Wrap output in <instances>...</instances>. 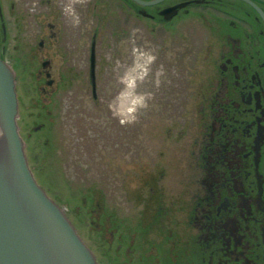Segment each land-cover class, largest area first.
<instances>
[{
    "label": "flooded vegetation",
    "instance_id": "1",
    "mask_svg": "<svg viewBox=\"0 0 264 264\" xmlns=\"http://www.w3.org/2000/svg\"><path fill=\"white\" fill-rule=\"evenodd\" d=\"M86 1L80 15L79 0H0V56L38 184L99 264H264V0H121L137 24L118 30L95 26ZM145 20L178 34L180 73L149 68L128 105L112 36L137 50Z\"/></svg>",
    "mask_w": 264,
    "mask_h": 264
},
{
    "label": "water",
    "instance_id": "2",
    "mask_svg": "<svg viewBox=\"0 0 264 264\" xmlns=\"http://www.w3.org/2000/svg\"><path fill=\"white\" fill-rule=\"evenodd\" d=\"M133 1L147 6L161 0ZM177 6L164 9L165 18L173 16ZM17 108L15 71L0 56V264H99L34 178L18 131Z\"/></svg>",
    "mask_w": 264,
    "mask_h": 264
},
{
    "label": "rangeland",
    "instance_id": "3",
    "mask_svg": "<svg viewBox=\"0 0 264 264\" xmlns=\"http://www.w3.org/2000/svg\"><path fill=\"white\" fill-rule=\"evenodd\" d=\"M125 9H129L126 5L124 7V4L121 0H97L95 3V7L92 10L94 13V25L95 26H112L118 28L120 26H127V27H132L135 28L137 22H135V18L131 14H127L126 17H124V13L122 14V11ZM87 10H91V4L89 7H87V1L84 3L79 2V12L80 15H83L87 13ZM143 26H144V37L143 41L137 42V50H135L132 47H127V45H123L120 43V38L113 35L112 37V68L113 72L117 70V74L120 75L121 77L124 78V85L125 88L124 90H128L129 93V98H128V105L131 104V102L140 101L141 99V94L137 91L138 89V81L137 77L141 74H147L151 73V71L148 69L152 68L153 70L155 69V74L159 75V80L161 81L164 77L162 76L165 74L166 79L167 74L171 73H180L177 70V66L172 63L174 62L175 57H177L180 53L181 50H179V45H180V40H178V34L174 35L169 31L163 32V30L160 28V32L152 33V28L153 26L152 22L149 21H143ZM81 26H87L88 25V15L87 17H81L79 18V25ZM91 25V24H90ZM155 35V36H154ZM156 37V38H155ZM115 41V43H114ZM137 53L138 55H135ZM133 55V57H132ZM159 55L158 58L159 61V68L157 66H154L155 62V56ZM129 57H132L133 59L129 62L131 64L124 65L123 62H121V59H127ZM145 60L144 65L140 64L141 62ZM126 67V68H125ZM19 70L21 71L22 66L18 65ZM184 67H180L179 70H183ZM174 71V72H173ZM125 73V74H124ZM156 77V78H157ZM113 79H116L115 77ZM152 79V78H151ZM25 78L22 75L21 72H18L17 76V88L19 91H23L25 88H28L29 86L32 85V82L30 79H28V84L24 85L27 83V81H24ZM116 84V81L113 80V85ZM123 85V86H124ZM24 88V89H23ZM26 90V89H25ZM20 93V92H19ZM133 93V94H132ZM22 96V94H21ZM144 97L150 98L151 95L144 94ZM119 96L113 94L112 95V105H118L119 104ZM86 116L92 115V113L86 112ZM161 116V115H160ZM81 128L82 125H80ZM39 162L34 164V171L36 176V180L39 182L40 185H44V180H43V173L40 171L41 169L39 168ZM53 170H47V181H54L55 184L57 183V172L54 173L52 172ZM53 174V177L51 178V175ZM56 175V177L54 176ZM53 179V180H52ZM70 187V186H69ZM71 188V187H70ZM48 194L53 197L54 199H57L59 194L55 192L54 189H48Z\"/></svg>",
    "mask_w": 264,
    "mask_h": 264
},
{
    "label": "clouds",
    "instance_id": "4",
    "mask_svg": "<svg viewBox=\"0 0 264 264\" xmlns=\"http://www.w3.org/2000/svg\"><path fill=\"white\" fill-rule=\"evenodd\" d=\"M79 2L84 3V2H86V0H79ZM78 23H79L78 19L74 20V25L78 24Z\"/></svg>",
    "mask_w": 264,
    "mask_h": 264
}]
</instances>
